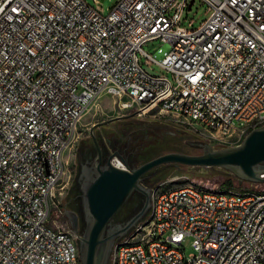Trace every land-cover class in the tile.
<instances>
[{
	"label": "built area",
	"instance_id": "1",
	"mask_svg": "<svg viewBox=\"0 0 264 264\" xmlns=\"http://www.w3.org/2000/svg\"><path fill=\"white\" fill-rule=\"evenodd\" d=\"M94 1L0 0V264H75V236L50 208L79 119L102 93L226 146L264 125L253 121L264 113V0H199L209 13L196 26L184 16L195 0H116L106 14ZM165 182L109 264H264V182L212 194Z\"/></svg>",
	"mask_w": 264,
	"mask_h": 264
},
{
	"label": "water",
	"instance_id": "2",
	"mask_svg": "<svg viewBox=\"0 0 264 264\" xmlns=\"http://www.w3.org/2000/svg\"><path fill=\"white\" fill-rule=\"evenodd\" d=\"M192 0L189 3L191 6ZM93 125L90 136L101 156V148L94 129L106 124ZM201 147L199 153L168 151L154 156L137 166L110 153L103 164L96 166L95 173L84 169L80 183L82 207L85 213L84 226L79 228V214L74 208H65L70 229L76 236L81 264H109L112 247L116 240L125 236L150 211L151 187L143 182L144 174L152 168L167 163L193 167H217L233 173L241 181L264 182V125L254 127L241 143L213 147L208 143L193 142ZM119 158L124 167L113 163ZM134 192L143 196L141 208L123 225L108 230V224ZM149 209V211H148ZM148 211V212H147ZM147 213V214H146Z\"/></svg>",
	"mask_w": 264,
	"mask_h": 264
},
{
	"label": "rangeland",
	"instance_id": "3",
	"mask_svg": "<svg viewBox=\"0 0 264 264\" xmlns=\"http://www.w3.org/2000/svg\"><path fill=\"white\" fill-rule=\"evenodd\" d=\"M85 1L91 5L96 4L94 0ZM115 1L116 0H98L104 14L110 10ZM208 13V5L206 3H201L199 0H195L189 12L184 14V16H186L185 23L188 24L190 21H193V26H196L208 16ZM159 45L160 42L158 40H154L144 45L143 48L145 51L153 53ZM125 103H130L129 98L125 95L113 96L108 93H102L88 106L83 115L80 117L74 140L71 146L65 151V173L54 189L53 199L55 204H57V207L52 205L50 208V222L53 223L54 221L55 224L62 226L72 235L74 232L70 229L69 222L63 213L61 203L65 202V197L68 194V188L70 183L73 181L77 170L78 159L75 156L77 148L89 140L91 137L90 131L94 124L106 120L109 121L106 124L95 127V132L102 135L106 133L114 134L120 129H125V126H127L130 121H133L132 124L134 125L144 126L149 131L152 130L156 136L168 131H175L177 128L185 132L184 139H188V141L175 138L168 139V141L164 144L155 145L146 149L140 156L141 160L150 159L161 153L168 152L170 149H177L178 151H184L187 153L201 152V147L199 145L189 143L190 140L193 142L208 143L213 147H220L221 144L226 146L225 144H229L233 140L232 138L223 140L217 139L199 127H191L179 122L173 113L162 112L157 107L142 109L137 104L123 106ZM226 171L227 170L225 169L217 167H193L181 165L176 173L160 179L154 184L167 181L164 184L165 186H178L189 182L200 181L208 184L209 186L207 187L223 186L228 178ZM233 185L238 189L260 188L258 183L250 181L234 180ZM190 242V239L185 242L186 254L193 252Z\"/></svg>",
	"mask_w": 264,
	"mask_h": 264
},
{
	"label": "flooded vegetation",
	"instance_id": "4",
	"mask_svg": "<svg viewBox=\"0 0 264 264\" xmlns=\"http://www.w3.org/2000/svg\"><path fill=\"white\" fill-rule=\"evenodd\" d=\"M132 123L133 121H130V123L125 126V129H120L114 134L106 133L102 135L96 133V128L94 129V133L101 148V156H98L92 137H90L85 144H81L77 148L75 155L78 159L77 170L68 188V194L65 197L62 209L63 211L65 208H74L77 210L80 229L83 228L85 219L80 193V183L82 181L84 169H87L92 174L95 173L96 166L99 163L103 164L110 153H115L119 158L128 161L131 166H137L146 161L140 159L141 154L144 153L146 149L155 145L164 144L168 139L175 138L181 140L184 139L185 136V132L179 128L175 131H168L156 136L152 130L149 131L144 126H138ZM184 141H188V139H184ZM189 143L193 144V141L190 140ZM174 150L177 149H170L169 151ZM179 167H181V165L175 163L160 164L144 174L143 182L146 186H152L156 181L176 173ZM142 204L143 196L139 192H134L113 216L108 224V230L123 226L141 208Z\"/></svg>",
	"mask_w": 264,
	"mask_h": 264
},
{
	"label": "bare ground",
	"instance_id": "5",
	"mask_svg": "<svg viewBox=\"0 0 264 264\" xmlns=\"http://www.w3.org/2000/svg\"><path fill=\"white\" fill-rule=\"evenodd\" d=\"M127 105L126 103L123 105ZM253 121H264V113L253 114ZM257 127V125L248 126V132ZM245 136L238 138V144L241 143ZM181 188H188V183L181 185ZM190 191H193L195 194H212V187L203 186L201 183H190ZM153 194H160V187H153ZM227 189L219 188L215 190V198H226ZM160 212V204H153L151 207V216H158ZM65 236H72L66 229H64ZM127 247L126 239H118L113 245V255H120V248ZM74 251L78 252V247L76 242H74ZM75 264H81L79 255L75 254Z\"/></svg>",
	"mask_w": 264,
	"mask_h": 264
},
{
	"label": "trees",
	"instance_id": "6",
	"mask_svg": "<svg viewBox=\"0 0 264 264\" xmlns=\"http://www.w3.org/2000/svg\"><path fill=\"white\" fill-rule=\"evenodd\" d=\"M262 165H264V163H262ZM213 168V167H212ZM227 173V176L228 178L226 179L225 181V184L224 185H227V186H234L233 185V181L234 180H239L233 173L229 172V171H226ZM163 179V178H162ZM64 203H61V206L63 207Z\"/></svg>",
	"mask_w": 264,
	"mask_h": 264
}]
</instances>
